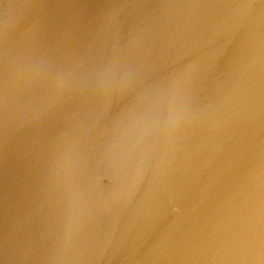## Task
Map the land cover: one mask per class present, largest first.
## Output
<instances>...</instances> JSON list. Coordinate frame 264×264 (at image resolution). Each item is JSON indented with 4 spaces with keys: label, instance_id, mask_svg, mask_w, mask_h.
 Here are the masks:
<instances>
[{
    "label": "water",
    "instance_id": "1",
    "mask_svg": "<svg viewBox=\"0 0 264 264\" xmlns=\"http://www.w3.org/2000/svg\"><path fill=\"white\" fill-rule=\"evenodd\" d=\"M0 264H264V0H0Z\"/></svg>",
    "mask_w": 264,
    "mask_h": 264
}]
</instances>
